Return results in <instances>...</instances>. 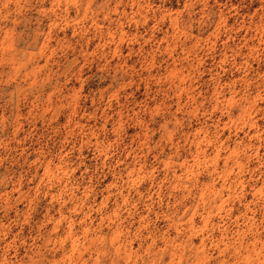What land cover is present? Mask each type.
Masks as SVG:
<instances>
[{
	"label": "rangeland",
	"instance_id": "374dc122",
	"mask_svg": "<svg viewBox=\"0 0 264 264\" xmlns=\"http://www.w3.org/2000/svg\"><path fill=\"white\" fill-rule=\"evenodd\" d=\"M0 264H264V0H0Z\"/></svg>",
	"mask_w": 264,
	"mask_h": 264
}]
</instances>
